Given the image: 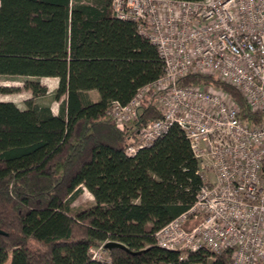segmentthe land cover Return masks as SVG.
<instances>
[{
	"label": "trees",
	"instance_id": "16d2710c",
	"mask_svg": "<svg viewBox=\"0 0 264 264\" xmlns=\"http://www.w3.org/2000/svg\"><path fill=\"white\" fill-rule=\"evenodd\" d=\"M163 72L157 47L137 22L116 17L112 0H0V77H26L34 97L24 108L0 100V264H230L229 252L211 258L207 249L156 243V231L186 211L203 184L184 130L174 126L129 156L134 128L161 112L147 105L132 129L108 116L112 101L127 104ZM41 77L58 78L51 94ZM182 81L222 89L243 121L264 122V112L216 76ZM12 90L0 85V94ZM49 95L60 102L57 114L35 100ZM84 188L94 202L77 210ZM108 241L128 250L109 249L111 262L92 259L90 248Z\"/></svg>",
	"mask_w": 264,
	"mask_h": 264
},
{
	"label": "built area",
	"instance_id": "2783aa9c",
	"mask_svg": "<svg viewBox=\"0 0 264 264\" xmlns=\"http://www.w3.org/2000/svg\"><path fill=\"white\" fill-rule=\"evenodd\" d=\"M112 8L138 23L164 64L127 104L114 100L108 109L122 128L149 104L161 112L134 128L126 153L135 156L178 126L200 161L195 201L156 231V243L185 253L207 249L211 258L229 252L230 264H264V122L243 121L226 91L182 81L216 76L238 88L253 112H264V0H112ZM105 244L90 248L92 259L109 262Z\"/></svg>",
	"mask_w": 264,
	"mask_h": 264
},
{
	"label": "rangeland",
	"instance_id": "374dc122",
	"mask_svg": "<svg viewBox=\"0 0 264 264\" xmlns=\"http://www.w3.org/2000/svg\"><path fill=\"white\" fill-rule=\"evenodd\" d=\"M26 77L24 76H1L0 77V85L1 86H7L11 89H13L10 93H1L0 94V100H6V101H13L16 104H18L20 107H25V101L27 99H34L33 93L30 88H28L25 84ZM41 84L48 87L49 94H51L56 87L58 86V78L56 77H41L40 78ZM90 95L93 99L99 98V94L97 91H90ZM51 96H47L46 98L40 99L36 98V101H46L50 104L52 111L57 114L59 110V101H51ZM130 128L132 129L131 125ZM94 202V196L92 193L87 189L84 188L81 195L74 201L73 205L75 209L80 210L89 207ZM107 243V242H106ZM106 252L103 254L104 260H107L109 262L112 261V256L110 255L109 248L106 247Z\"/></svg>",
	"mask_w": 264,
	"mask_h": 264
},
{
	"label": "water",
	"instance_id": "95a60500",
	"mask_svg": "<svg viewBox=\"0 0 264 264\" xmlns=\"http://www.w3.org/2000/svg\"><path fill=\"white\" fill-rule=\"evenodd\" d=\"M106 247L109 249L114 248V247H118V248H123V249L128 250V247L125 244L118 242V241H108L106 243Z\"/></svg>",
	"mask_w": 264,
	"mask_h": 264
},
{
	"label": "crops",
	"instance_id": "0c3cea01",
	"mask_svg": "<svg viewBox=\"0 0 264 264\" xmlns=\"http://www.w3.org/2000/svg\"><path fill=\"white\" fill-rule=\"evenodd\" d=\"M98 99V98H97ZM97 99H94V100H97Z\"/></svg>",
	"mask_w": 264,
	"mask_h": 264
}]
</instances>
